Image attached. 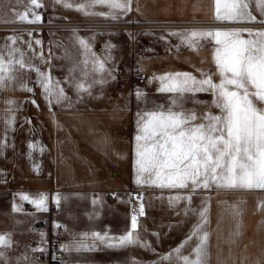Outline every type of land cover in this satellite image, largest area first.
<instances>
[{
  "label": "crops",
  "instance_id": "crops-1",
  "mask_svg": "<svg viewBox=\"0 0 264 264\" xmlns=\"http://www.w3.org/2000/svg\"><path fill=\"white\" fill-rule=\"evenodd\" d=\"M48 1L45 10L49 15L69 23L119 24L114 30L96 31L99 56L104 65L113 69H128L131 64L133 31L128 21L168 24L193 20L191 30L249 29L240 25L250 24L217 21L215 0H131V10L118 12L116 19L84 15L55 0ZM30 7L43 20V12L26 0H0V52L18 49L17 59L23 53L27 65L49 73L54 81L55 58L46 44L45 29L28 22L33 19L31 12L24 21L17 15ZM250 10L257 21L264 19L254 4ZM94 11L108 9L97 6ZM152 28L163 33L161 30L168 27ZM244 38H248L246 32ZM163 41L161 36H152L145 43L146 55L152 56L141 61L145 77L141 88H135L128 78L112 76L87 92L64 90L67 99L50 104L37 83L36 71L19 69L16 81L0 88V235H9L12 241L11 247L0 248L4 253L0 264H48L37 256L47 252L59 225L67 236L65 264H182L175 255L168 260L161 257L186 240L198 221L197 213L205 205L207 264H264V190L225 191L212 187L189 193L135 183L137 113L171 102V94L157 91L159 82L153 77L189 72L199 78L197 69L216 73L213 42L201 41L197 51L180 49L179 44L169 47ZM213 79L218 82L219 76ZM119 82L122 88L117 89ZM138 89L144 93L139 100ZM212 98L207 92L186 94L182 103L185 110H194L201 117ZM210 110L219 114L215 107ZM22 195L28 199H22ZM41 195L46 200L43 207H38L33 201ZM176 195H191V203L181 200L170 204L169 197ZM132 200L138 201V209L143 204V216L131 210ZM233 206L240 215H233ZM133 214L138 217L140 240L150 247L110 248L92 238V233L113 237L125 234ZM40 224L47 228L40 230ZM237 224L239 235L233 236ZM84 234H88L87 239ZM80 243L94 247L78 248ZM195 244V238L188 241L182 254L189 255Z\"/></svg>",
  "mask_w": 264,
  "mask_h": 264
},
{
  "label": "snow or ice",
  "instance_id": "snow-or-ice-1",
  "mask_svg": "<svg viewBox=\"0 0 264 264\" xmlns=\"http://www.w3.org/2000/svg\"><path fill=\"white\" fill-rule=\"evenodd\" d=\"M66 9H74L84 15H98L106 18H118V12L131 10V0H84L76 4L72 0H55ZM19 3V0H17ZM34 8L42 7L39 0H30ZM264 17V0H215V19L230 23H264L257 21L250 6ZM97 6L106 7L107 12H97ZM31 12L30 23L38 22L41 17L30 7L19 19L24 21ZM248 38H244V33ZM181 38V43L193 50H199L201 41L214 43L213 63L216 73L209 74L202 69L198 78L189 72H168L153 79L159 82L158 92L171 94L168 106L156 105L137 113V131L135 135V183L160 189L187 190L195 193L215 187L218 190H264V30L253 29H194L182 33H170ZM14 41V38H10ZM39 43V41L37 42ZM81 46L87 50L83 39ZM18 49H8L7 54L0 52V88L17 79V69L35 70L37 83L44 90L51 104L67 99L59 81H53L49 73L27 65L23 53L16 58ZM87 64V61H85ZM94 72H105L104 61H93ZM219 76V81L213 79ZM103 83V80L99 81ZM77 91L87 92L91 84L83 81L76 83ZM21 87L27 91L26 84ZM207 92L212 95L211 104L203 116L198 117L194 110H185L182 101L186 94ZM137 99L144 93L136 92ZM9 103H13L9 101ZM197 103H200L197 101ZM211 107L219 109L213 114ZM199 121V122H197ZM14 118L9 121L13 123ZM33 148V145H29ZM22 199L27 200L26 195ZM191 195L169 197V203L181 200L191 203ZM46 197L41 195L33 201L43 207ZM264 206V205H262ZM188 209H185L187 214ZM144 215V206L138 209ZM198 221L181 245L161 259H171L173 255L182 264H207L209 234L205 231L208 223V207L203 206ZM233 215H240L233 206ZM137 214L131 216V227L121 236L92 233L110 248H123L130 245L150 247L140 240ZM153 235H158L153 233ZM239 235V224L233 236ZM88 234H84V239ZM196 239L195 247L189 255H183L182 249L188 241ZM11 237L0 235V248L11 247ZM94 247L80 243L78 248ZM4 255L0 252V257Z\"/></svg>",
  "mask_w": 264,
  "mask_h": 264
},
{
  "label": "rangeland",
  "instance_id": "rangeland-1",
  "mask_svg": "<svg viewBox=\"0 0 264 264\" xmlns=\"http://www.w3.org/2000/svg\"><path fill=\"white\" fill-rule=\"evenodd\" d=\"M28 3L30 0H26ZM42 7L37 8L39 12H43V20L32 24H38L37 26L42 27L44 30V38L48 47L52 49V53L55 58V64L52 68L54 74V81H59V87L65 91L77 90L76 83L83 81L86 84H91V88H96L108 81L112 76L117 79L128 78L130 79L135 88H141L143 82H145L144 73H137L133 61L136 56L135 52L140 49L143 54H147L145 46L146 42L152 39V36H161L166 44L171 47L174 44H179L180 49L189 48L186 44L181 43V38L178 36L170 35V33H182L191 30L192 26L195 25L193 20H187L185 22L172 23H148L142 21H128L133 37L132 42V57L131 64L128 69L120 68L113 69L110 66L105 67V72H94L93 61L100 59L99 56V38L98 30H114L119 27L117 23L104 22V23H69L62 17H52L49 12L45 10L48 5V0H39ZM121 26V25H120ZM248 28H264V23H250L246 25ZM152 27H168L162 29L163 33L158 30H154ZM83 39L87 44V50L80 45L79 40ZM93 44H90V43ZM184 49V50H185ZM146 50V51H145ZM171 50V49H170ZM151 54V53H150ZM143 55V56H145ZM152 56V55H151ZM87 61V64H85ZM142 69V65H141ZM193 74V73H192ZM103 80V83L99 82ZM122 88V83L119 82L117 89Z\"/></svg>",
  "mask_w": 264,
  "mask_h": 264
},
{
  "label": "built area",
  "instance_id": "built-area-1",
  "mask_svg": "<svg viewBox=\"0 0 264 264\" xmlns=\"http://www.w3.org/2000/svg\"><path fill=\"white\" fill-rule=\"evenodd\" d=\"M186 46L183 47L185 49ZM136 56L134 58L133 64L137 71V73L141 74V61L144 57H150L151 55H145L142 53L140 49H137L135 52ZM139 203L136 200H132L131 202V210L133 212L138 211ZM40 230H45L47 228L46 224L38 225ZM67 240L66 232L63 226H57L55 232L51 236L49 240V246L47 252H43V254H39L37 258L39 260H47L48 264H65L66 257L64 254V246Z\"/></svg>",
  "mask_w": 264,
  "mask_h": 264
}]
</instances>
